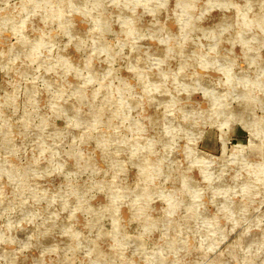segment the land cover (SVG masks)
<instances>
[{
	"label": "rangeland",
	"instance_id": "obj_1",
	"mask_svg": "<svg viewBox=\"0 0 264 264\" xmlns=\"http://www.w3.org/2000/svg\"><path fill=\"white\" fill-rule=\"evenodd\" d=\"M186 1L0 0V264H264V0Z\"/></svg>",
	"mask_w": 264,
	"mask_h": 264
},
{
	"label": "bare ground",
	"instance_id": "obj_2",
	"mask_svg": "<svg viewBox=\"0 0 264 264\" xmlns=\"http://www.w3.org/2000/svg\"><path fill=\"white\" fill-rule=\"evenodd\" d=\"M188 1V0H187ZM186 1V2H187ZM189 1H191V0H189ZM192 3V2H191ZM195 3V2H194ZM233 4H234V2H233ZM239 7V6H238ZM247 8V7H246ZM79 11V10H78ZM94 11V10H93ZM92 11V12H93ZM234 11V10H233ZM91 12V13H92ZM85 13H86V11H85ZM88 13V12H87ZM91 13H89V14H91ZM95 13V12H94ZM93 13V14H94ZM118 13V12H117ZM161 13V12H160ZM241 13V12H240ZM97 14V13H96ZM95 14V15H96ZM159 14V13H158ZM162 14V13H161ZM92 15V14H91ZM94 15V16H95ZM109 15V14H108ZM112 15V14H111ZM131 15V14H130ZM236 15V14H235ZM234 15V16H235ZM256 15V14H255ZM84 16V15H83ZM93 16V15H92ZM168 16H169V13H168ZM237 16V15H236ZM72 17V16H71ZM86 17V16H85ZM104 17V16H103ZM69 18V17H68ZM73 19V18H72ZM71 19V20H72ZM105 19V18H104ZM103 19V20H104ZM259 19V18H258ZM106 20H107V18H106ZM105 20V21H106ZM136 20V19H135ZM129 21V20H128ZM224 21V20H223ZM229 22H230V20H228ZM258 21V20H257ZM71 22H73V21H71ZM232 22V21H231ZM259 22H261V21H259ZM132 23V22H131ZM128 24H129V22H128ZM264 24V23H263ZM161 25V24H160ZM159 25V26H160ZM164 25V24H163ZM240 25V24H239ZM246 25V24H245ZM248 25V24H247ZM65 26H67V25H65ZM151 26V25H150ZM153 26V25H152ZM158 26V27H159ZM257 26V25H256ZM68 27V26H67ZM116 27V26H115ZM139 27V26H138ZM141 27V26H140ZM145 27V26H144ZM154 27V26H153ZM163 27H165V26H163ZM177 27H178V25H177ZM73 28V27H72ZM117 28V27H116ZM156 28V27H155ZM161 28V27H160ZM167 28V27H166ZM74 29H76V28H74ZM141 29V28H140ZM154 29V28H153ZM168 29H169V27H168ZM42 30V29H41ZM113 30V29H112ZM160 30V29H159ZM239 30V29H238ZM237 30V31H238ZM28 31V30H27ZM30 31V30H29ZM81 31V30H80ZM120 31V30H119ZM141 31H142V29H141ZM162 31V30H161ZM164 31H165V29H164ZM169 31H171V30H169ZM259 31V30H258ZM138 32H139V29H138ZM255 32V31H254ZM28 33V32H27ZM39 33V32H38ZM155 33V32H154ZM260 33V32H259ZM258 33V34H259ZM81 34V33H80ZM163 34V33H162ZM234 34V33H233ZM139 35V34H138ZM142 35V34H141ZM160 35H161V32H160ZM262 35V34H261ZM31 36H32V34H31ZM53 36V35H52ZM107 36V35H106ZM246 36V35H245ZM77 37V36H76ZM162 37H164V36H162ZM79 38H81V37H79ZM33 39V38H32ZM54 39V38H53ZM84 39H85V37H84ZM112 39V38H111ZM247 39V38H246ZM249 39V38H248ZM53 41V40H52ZM102 41V40H101ZM106 41V40H105ZM115 41V40H114ZM173 41V40H172ZM104 42V41H103ZM102 43V42H101ZM140 43V42H139ZM147 43V42H146ZM146 43H145V45H146ZM104 45V44H103ZM105 45H108V44H105ZM104 45V46H105ZM63 47V46H62ZM107 47V46H106ZM108 48V47H107ZM164 48V47H163ZM2 49V48H1ZM7 49H8V47H7ZM153 49V48H152ZM163 50V49H162ZM3 52H4V50H2ZM138 51V50H137ZM157 51H160L159 49L157 50ZM164 51V50H163ZM68 52V51H67ZM7 53V52H6ZM69 53V52H68ZM141 53V52H140ZM61 54V53H60ZM65 54H66V52H65ZM70 54V53H69ZM8 55V54H7ZM63 55H64V53H63ZM76 55V54H75ZM5 57V56H4ZM72 57V56H71ZM225 57V56H224ZM227 58V57H226ZM69 59V58H68ZM76 59V58H75ZM86 59V58H85ZM93 59V58H92ZM222 59V58H221ZM78 60V59H77ZM223 60V59H222ZM234 60V59H233ZM72 61H73V58H72ZM71 61V62H72ZM75 62H76V60H74ZM73 61V62H74ZM81 61V60H80ZM19 63V62H18ZM77 63V62H76ZM79 63V62H78ZM80 63H82V62H80ZM20 64V63H19ZM74 64V63H73ZM21 65V64H20ZM75 65V64H74ZM98 65V64H97ZM82 66V65H81ZM81 68V67H80ZM164 69V68H163ZM23 70V69H22ZM238 70V69H237ZM242 70V69H241ZM164 73H166V72H164ZM184 73V72H183ZM187 74V73H186ZM18 75V74H17ZM161 75H162V73H161ZM189 75V74H188ZM240 75V74H239ZM189 77V76H188ZM2 78V77H1ZM20 78V77H19ZM153 78V77H152ZM202 78V77H201ZM248 78H250V77H248ZM179 79V78H178ZM207 79V78H206ZM202 80V79H201ZM221 80V79H220ZM207 81V80H206ZM76 82V81H75ZM128 83V82H127ZM207 83V82H206ZM211 83V82H210ZM13 84V83H12ZM105 84H106V82H105ZM211 84H214V83H211ZM76 85V84H75ZM122 85V84H121ZM229 86V85H228ZM210 87V86H209ZM221 88V87H220ZM102 90V89H101ZM164 90V89H163ZM167 91V90H166ZM169 91V90H168ZM172 91V90H171ZM88 92V91H87ZM131 93V92H130ZM230 93V92H229ZM41 94V93H40ZM39 94V95H40ZM139 94V93H138ZM140 99V98H139ZM78 100H82L81 98H79ZM133 100V99H132ZM34 101V100H33ZM89 101H91V100H89ZM45 103V102H44ZM35 104H36V102H35ZM87 104V103H86ZM147 104V103H146ZM183 105V104H182ZM189 105V104H188ZM67 106V105H66ZM103 106V105H102ZM244 106V105H243ZM249 106H250V104H249ZM91 107V106H90ZM187 107V106H186ZM183 108V107H182ZM181 108V109H182ZM207 108V107H206ZM208 109V108H207ZM144 110V109H143ZM180 110V109H179ZM216 110V109H215ZM208 112V111H207ZM105 113V112H104ZM205 114V113H204ZM246 115V114H245ZM103 116V115H102ZM146 116V115H145ZM42 117L44 118L45 116H43L42 115ZM105 117V116H104ZM159 117V116H158ZM245 117V116H244ZM50 118V117H49ZM154 118V117H153ZM180 119V118H179ZM154 120V119H153ZM178 120V119H177ZM246 120V119H245ZM56 121V120H55ZM180 121V120H179ZM116 122V121H115ZM153 122V121H152ZM159 122V121H158ZM58 124V123H57ZM152 124V123H151ZM167 124V123H166ZM185 124V123H184ZM199 124V123H198ZM31 125V124H30ZM146 125V124H145ZM187 125V124H186ZM124 128V127H123ZM42 129V128H41ZM112 131V130H111ZM148 133V132H147ZM20 134V133H19ZM130 134V133H129ZM61 139H62V137H61ZM120 140V139H119ZM141 140V139H140ZM68 148V147H67ZM192 150V154L195 156V157H200V156H198V154H197V151H195L194 150V148H191ZM99 150V149H98ZM88 152V151H87ZM73 153H74V151H73ZM185 154H186V152H185ZM113 155H114V153H113ZM119 155V154H118ZM83 156V155H82ZM89 156V155H88ZM8 157V156H7ZM72 158V157H71ZM84 158V157H83ZM9 159V158H8ZM75 159V158H74ZM125 159V158H124ZM72 160V159H71ZM114 160H116V159H114ZM122 160V159H121ZM126 160V159H125ZM134 161V160H133ZM123 162V161H122ZM136 162V161H135ZM84 165V164H83ZM99 167L101 168V166L99 165ZM153 169V168H152ZM156 170V169H155ZM111 173H113V172H111ZM118 175V174H117ZM120 175V174H119ZM89 178V177H88ZM112 179V178H111ZM195 179V178H194ZM51 182V181H50ZM39 183V182H38ZM52 183V182H51ZM87 183V182H86ZM78 184V183H77ZM84 184V183H83ZM88 184V183H87ZM86 184V185H87ZM130 185V184H129ZM137 185V184H136ZM53 186V185H52ZM57 188V187H56ZM114 189V188H113ZM114 191H116L115 189H114ZM129 191V190H128ZM186 192V191H185ZM106 199V198H105ZM93 205V204H92ZM163 214V213H162ZM151 216V215H150ZM154 218V217H153ZM143 219V218H142ZM74 221V220H73ZM127 222V221H126ZM26 224V223H25ZM25 227V226H24ZM80 233V232H79ZM82 233V232H81ZM85 233V232H84ZM14 235V234H13ZM87 236V235H86ZM175 236V235H174ZM130 237V236H129ZM79 238H82V237H79ZM75 241H76V239H75ZM262 241V240H261ZM104 242V241H103ZM113 243V242H112ZM148 243V242H147ZM72 244V243H71ZM147 245V244H146ZM243 245V244H242ZM117 246V245H116ZM244 246V245H243ZM108 248V247H107ZM69 249V248H68ZM33 250V249H32ZM261 250H263L262 248H261ZM115 252V251H114ZM113 252V253H114ZM112 253V254H113ZM253 254V253H252ZM64 256V255H63ZM33 260V259H32ZM30 261V260H29ZM64 262H65V260H64ZM136 264V263H135Z\"/></svg>",
	"mask_w": 264,
	"mask_h": 264
}]
</instances>
